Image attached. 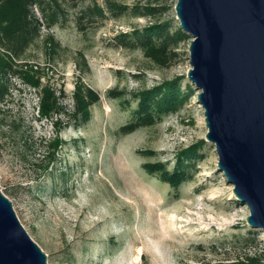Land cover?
<instances>
[{
    "label": "rangeland",
    "instance_id": "rangeland-1",
    "mask_svg": "<svg viewBox=\"0 0 264 264\" xmlns=\"http://www.w3.org/2000/svg\"><path fill=\"white\" fill-rule=\"evenodd\" d=\"M113 1L127 8L102 18L90 10L95 3L105 8V0H61L54 26L35 8L41 37L28 44L19 63L40 68L68 112L79 84L100 102L87 123L63 117L64 143L46 169L56 120L40 117V91L13 76L10 95L0 102L3 194L48 264H229L264 254V232L248 225L250 212L218 170L215 145L206 141L200 91L187 77L192 37L165 67L118 40L156 22L176 32L177 0ZM148 6L155 8L152 14L145 13ZM174 79L190 97L183 107L153 126L120 132L137 109L135 93ZM203 141L192 160L194 179L180 190L146 171L155 162L173 170L181 151ZM250 237L256 241L246 243Z\"/></svg>",
    "mask_w": 264,
    "mask_h": 264
},
{
    "label": "water",
    "instance_id": "water-1",
    "mask_svg": "<svg viewBox=\"0 0 264 264\" xmlns=\"http://www.w3.org/2000/svg\"><path fill=\"white\" fill-rule=\"evenodd\" d=\"M218 170L264 232V0H177ZM1 182V178H0ZM0 264H48L0 186Z\"/></svg>",
    "mask_w": 264,
    "mask_h": 264
},
{
    "label": "trees",
    "instance_id": "trees-1",
    "mask_svg": "<svg viewBox=\"0 0 264 264\" xmlns=\"http://www.w3.org/2000/svg\"><path fill=\"white\" fill-rule=\"evenodd\" d=\"M151 1L160 3L161 0ZM150 6L145 8L146 14L154 12L155 8ZM62 7L61 0H0V102H4L10 95L13 76L20 77L27 86L40 91V117L52 121L55 119L53 123L58 133L49 144L53 150L47 159L46 169L55 162L56 153L64 143L59 135L61 129L66 126L63 117H70V122L74 121L76 124L87 123L92 119V107L100 102V97L95 91L79 84L73 97V111L68 112L62 105L57 91L44 84L43 71L40 68H29L27 63H19L23 61L22 55L28 44L41 37L42 23L34 12L35 8L41 11L49 26H54L58 24L60 13H63ZM126 8L113 0H105V8L95 3L90 12L107 18L108 12L117 16V10L121 12ZM49 38L50 41L47 39L49 43L54 45L53 38ZM190 38L181 28L172 33L168 23L160 22L118 36V40L141 49L148 58L161 67L169 66L178 56L175 48ZM134 96L138 101L137 109L133 112L131 122L120 129L123 134L155 125L164 116L177 112L190 99L189 94L181 92L179 79L139 91ZM204 143L203 141L197 147L181 151L173 170H169L168 165L162 162L148 163L145 169L151 175L157 174L161 181L168 183L174 190H180L184 184L194 179L193 169L196 168V164L192 163V160L199 157L198 152ZM250 232L257 234V231ZM244 241L255 242L256 237L246 238ZM229 264H264V254L247 256L242 261Z\"/></svg>",
    "mask_w": 264,
    "mask_h": 264
}]
</instances>
